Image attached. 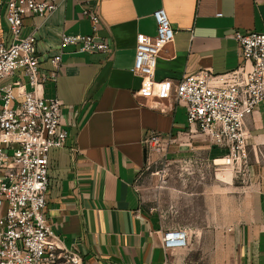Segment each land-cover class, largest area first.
Listing matches in <instances>:
<instances>
[{"label":"crops","instance_id":"0c3cea01","mask_svg":"<svg viewBox=\"0 0 264 264\" xmlns=\"http://www.w3.org/2000/svg\"><path fill=\"white\" fill-rule=\"evenodd\" d=\"M7 1L0 0V43L10 44ZM57 1L46 17L23 20L21 33H35L43 70L52 68L63 33L93 32L83 14L89 2H97L98 34L112 44L110 52L64 47L61 74L42 88L45 97L62 99L61 126L69 131L66 146L49 153L46 195L48 220L61 244L79 251L84 264H164L161 233L180 225L196 238L226 235L234 264H264V105L246 118L242 168L225 164V147L199 132L185 134L167 154L171 164L158 194L148 193L138 184L150 165L142 138L149 130L187 131V115L173 96L138 94L141 76L131 69L137 36L156 34L153 12L160 7L175 38L158 57L157 80L176 84L201 70L219 74L237 67L243 57L231 34L264 31V0ZM4 82H15L18 100L31 89L20 71ZM188 159L197 162L190 172L174 162Z\"/></svg>","mask_w":264,"mask_h":264},{"label":"built area","instance_id":"2783aa9c","mask_svg":"<svg viewBox=\"0 0 264 264\" xmlns=\"http://www.w3.org/2000/svg\"><path fill=\"white\" fill-rule=\"evenodd\" d=\"M97 2H89L83 14L92 23L86 35L61 36L59 51L52 55V68L43 70L37 53L35 33L22 35L24 17H46L58 7L57 0H8L6 19L12 33L10 44L0 43V264H84L83 255L60 242L48 220L49 153L66 146L69 131L61 126L63 101L45 97L47 81L61 74L64 47L79 44L84 53L110 52L108 37L98 34L100 15ZM157 32L139 33L132 71L141 76L140 95L174 99L183 104L187 131H147L142 143L148 164L165 160L173 144L185 134L199 132L213 144L227 149L225 164L239 170L246 162V118L264 105V31L235 30L243 61L219 74L206 70L185 75L176 84L157 80L155 70L161 51L175 38V30L164 7L153 12ZM20 71L28 78L30 90L17 99L15 82L4 81ZM158 107V105H154ZM158 155L152 159L151 156ZM174 161L180 170L192 171V159ZM162 180H165V172ZM190 232L184 226H171L161 233L170 264V252L186 248Z\"/></svg>","mask_w":264,"mask_h":264},{"label":"rangeland","instance_id":"374dc122","mask_svg":"<svg viewBox=\"0 0 264 264\" xmlns=\"http://www.w3.org/2000/svg\"><path fill=\"white\" fill-rule=\"evenodd\" d=\"M165 168H168L166 161L159 159L143 168L138 177L141 189L158 194ZM169 256L170 264H234L235 260L233 242L217 231L204 233L202 238H196L190 233L188 246L170 252Z\"/></svg>","mask_w":264,"mask_h":264},{"label":"water","instance_id":"95a60500","mask_svg":"<svg viewBox=\"0 0 264 264\" xmlns=\"http://www.w3.org/2000/svg\"><path fill=\"white\" fill-rule=\"evenodd\" d=\"M146 155V154H145Z\"/></svg>","mask_w":264,"mask_h":264}]
</instances>
